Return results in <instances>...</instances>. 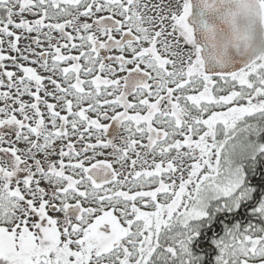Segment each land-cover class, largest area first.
Listing matches in <instances>:
<instances>
[{
  "label": "snow or ice",
  "instance_id": "1",
  "mask_svg": "<svg viewBox=\"0 0 264 264\" xmlns=\"http://www.w3.org/2000/svg\"><path fill=\"white\" fill-rule=\"evenodd\" d=\"M0 264H264V0H0Z\"/></svg>",
  "mask_w": 264,
  "mask_h": 264
}]
</instances>
